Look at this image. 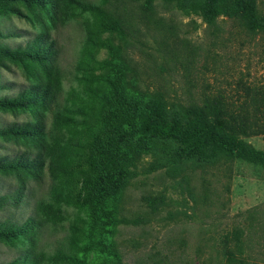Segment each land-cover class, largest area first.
Wrapping results in <instances>:
<instances>
[{
    "label": "rangeland",
    "instance_id": "1",
    "mask_svg": "<svg viewBox=\"0 0 264 264\" xmlns=\"http://www.w3.org/2000/svg\"><path fill=\"white\" fill-rule=\"evenodd\" d=\"M0 1V102H24L0 107V231L15 233L0 264H224L226 251L264 264L261 161L116 136L127 155L107 225L86 189L88 127L117 75L169 120L222 99L264 154L262 33L223 14L209 24L206 0Z\"/></svg>",
    "mask_w": 264,
    "mask_h": 264
},
{
    "label": "trees",
    "instance_id": "2",
    "mask_svg": "<svg viewBox=\"0 0 264 264\" xmlns=\"http://www.w3.org/2000/svg\"><path fill=\"white\" fill-rule=\"evenodd\" d=\"M0 5H3L1 1ZM221 14L236 20L248 33L264 35V14L257 11V0H206L204 15L208 17L209 24ZM0 53L7 54L2 50ZM110 86L111 90L105 95V105L95 122L88 127L92 141L87 162L93 175L86 185L87 200L100 220L99 227L107 225L101 219L108 216L107 207L121 188L124 176L119 164L127 152L116 144V136L127 138L139 148L147 145L148 138H172L184 144L187 152H201L207 146L219 144L239 158L264 163V154L246 146L240 139V136H248L253 131L250 130V120L244 118L238 124H232L233 120L222 99L215 97L199 105H185L183 120L176 121L169 120L158 109L156 100L150 94L129 91L120 76L117 75ZM17 105L22 106L24 102H0V107ZM35 127V132L41 133V124ZM50 209L48 205L43 207L45 214ZM14 234L0 231V237L7 238ZM235 237L238 238V235ZM225 253L224 264H247L246 259L229 251Z\"/></svg>",
    "mask_w": 264,
    "mask_h": 264
}]
</instances>
